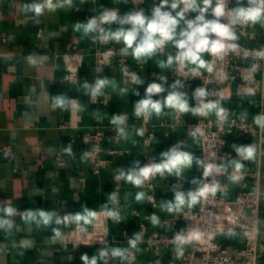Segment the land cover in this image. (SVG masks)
Wrapping results in <instances>:
<instances>
[{"label": "crops", "instance_id": "1", "mask_svg": "<svg viewBox=\"0 0 264 264\" xmlns=\"http://www.w3.org/2000/svg\"><path fill=\"white\" fill-rule=\"evenodd\" d=\"M34 2L39 0H0V221L6 220L11 225L0 227V264H83L80 257L85 253L90 258L95 256L96 264H129L126 251L131 249L128 241L137 230V220L132 212L143 214L148 208L144 195L140 200L136 198L144 191L120 178L117 169L127 170L134 161L141 165L145 154H151L159 161L162 152L178 141L183 142V150L192 153L193 159L191 166L181 174V187L173 188L165 183L164 177L158 178L155 185L157 212L162 216L166 214L169 202L174 200V191L195 190L198 184H193L192 180H200L197 171L199 136L188 133L176 121L177 114L186 121H195L196 110L190 108L187 113H177L163 107L159 114L152 113L149 119L155 137L151 145L145 147L135 133L137 125H132L134 104L143 98L151 81L150 72L155 73L156 82L162 83L166 89L154 99H163L170 85L179 83L182 85L180 90L187 94L189 105L191 91L202 87L203 78L161 80L176 62V49L171 43L162 52L140 61L130 54L123 55L131 72L126 80L122 79V70L115 61H111L102 73L93 70L96 32L86 35L82 28H76V23L86 22L87 17L98 16L103 9L114 6L118 7L120 14L133 11L129 0H71L70 5L65 4L55 11L46 10L39 16L28 10V5ZM158 3L159 0H145L142 9L150 16L152 7ZM232 5L236 6L235 0ZM188 16L193 18L195 13ZM108 27L105 25V29ZM116 27L112 25L113 29ZM253 31L254 39L240 38V43L250 48L264 46V21L255 23ZM73 36L79 39L76 51L83 60L78 70L79 80L70 84L62 79L65 73L63 55L67 53V43ZM109 44L121 54L122 43L109 40ZM169 55L173 57L171 64L168 63ZM203 58L208 60L207 53ZM246 63L251 64L252 59H247ZM205 69L197 70L204 74ZM255 78L260 82L259 87L249 93L238 92L234 83L232 95L225 105L234 118L253 120L260 117V135H240L237 132L228 135L225 149L231 157L221 163L224 168L235 167L238 162L243 171L258 173L263 169L264 160L258 153L264 148V110L252 103L264 105V58ZM96 79H107L108 83L97 94L99 101L91 103V90L85 84L94 83ZM137 91L139 96L135 94ZM61 94L68 102L64 108L55 103L56 95ZM113 114H126V121L132 128L119 142L110 138ZM96 129L104 131L108 138L102 143V156L109 162L98 174H93L80 157L79 150L85 145L71 141L79 132ZM6 143L13 147L11 158L2 155V146ZM234 145L250 146L252 155L238 156ZM73 152H79L76 158H71ZM58 154L61 155L60 161ZM165 176L173 179L174 174L165 173ZM222 181L228 190L218 193L225 199H232L241 189L240 182L231 175L224 176ZM110 194L114 202L109 200ZM84 207L93 210L95 216L99 211H119L122 214L121 222L108 219L107 242L73 246L66 241L64 233L67 230L98 224L95 216L87 221L73 219L74 214L82 212ZM180 207L196 209L198 201L194 204L186 201ZM8 208L13 210L10 215L6 212ZM28 210L54 211L53 220L59 219L60 222L45 225L38 214L36 219H31ZM97 218H100V212ZM257 218L262 225L264 200L259 205ZM156 229L164 230L160 226ZM261 237L264 239L263 231ZM219 239L232 252L244 246L233 236H219ZM102 251L106 254L101 255ZM135 252L134 264L152 263L151 250L144 241L137 242ZM259 263L264 264V254Z\"/></svg>", "mask_w": 264, "mask_h": 264}, {"label": "built area", "instance_id": "2", "mask_svg": "<svg viewBox=\"0 0 264 264\" xmlns=\"http://www.w3.org/2000/svg\"><path fill=\"white\" fill-rule=\"evenodd\" d=\"M144 2L145 0H129L132 10L141 9ZM228 7H235L232 5V0H229ZM108 9L119 10L115 6ZM91 17L93 16H89L87 19ZM221 22L226 23V18H221ZM253 27L254 24L251 23L235 25L236 40L228 42L236 45L235 50H229L221 57H210L207 54L208 61L213 64V71L208 72L205 69L203 74L202 71L197 70L199 73L197 77L203 78L202 88L207 92L204 102H219L220 106L226 110L227 118H219L214 111L207 115L197 111L201 106V100L193 97V91L198 87H195L190 93V108L196 110V120L189 122L177 114V123L184 126L188 133L199 136L200 158L197 163V171L201 186L204 184L218 185V190L215 194L198 199L196 209L179 207L169 211L168 206L166 214L162 216L157 212L158 202L154 192L157 179L164 177L165 183L177 189L181 187V175L178 178L174 175L173 179H169L165 174H155L140 186L144 191L148 210L143 214L139 211H133L132 214L137 220L135 235H139V241H144L151 250L153 256L151 264H260L259 258L264 254V239L261 237V231L264 233V223L261 225L257 218V212L261 201L264 200V164L262 171L258 173L243 171L236 167L224 168L221 166L223 161L231 157V154L225 149L228 135L236 132L240 135H260V117L253 120H247L245 117L234 118L225 105V101L232 95L234 83L238 92L249 93L259 87L260 82L255 78V72L260 67L261 59L264 58V46L250 48L239 41L240 38L254 39ZM101 36L102 33L96 31L93 70L96 73H102L111 61H115L122 70V79L126 80L131 72L127 68L125 56L118 54L109 41L105 42ZM78 43V37L73 36L67 43V53L63 55L65 73L62 79L70 84H75L79 80L78 70L83 60L82 55L76 51ZM249 58L252 59V63L248 65L246 61ZM192 67V65L180 66L175 62L169 74L163 76L161 80L168 82L170 79L192 78L193 75L190 71ZM148 77L151 80L150 83L156 82L154 72H150ZM89 101L97 103L98 95L89 93ZM252 105L264 110V105L261 102H253ZM132 125H137V130H142V134H138L137 130L135 133L140 138L142 145L149 147L155 137L150 119L138 118L134 115ZM125 128L127 133L132 129L127 121ZM111 131L110 138L119 142L123 136L117 132L114 125H111ZM105 139L108 138L104 131L96 129L95 131L79 132L71 141L85 145V148L79 150L80 157L93 174H98L109 162L102 156V143ZM247 147L251 150L250 146ZM78 154L73 152L71 158H76ZM258 154L264 160V148L260 149ZM2 155L6 158L12 157L13 147L10 143L2 146ZM57 159L60 161V154ZM151 162L159 161L155 160L151 154H145L141 166ZM209 165L212 166V172L208 177H204L205 168ZM226 175L236 177L235 180L239 181L241 185L240 191L232 199H225L218 193L228 190L227 184L222 181ZM99 212L100 218H97ZM99 212H96L95 216V219H98L96 221L98 226L92 224L90 227L69 229L64 233L66 241L73 246L107 242L109 240L108 219L114 217L109 215V211ZM117 213L119 218L114 219L121 222L122 214L119 211ZM152 214L157 217L156 222L153 221ZM150 224L152 225L150 226ZM158 226L163 227L164 230L156 229ZM150 227L152 228L150 229ZM181 230H185V233L194 230L199 234V239L185 244L183 250L185 248L188 250L183 251L182 255L177 258L173 237ZM219 236H233L240 239L244 246L232 252L220 241ZM129 246L131 250L126 251L127 260L129 264H134L136 261L135 247L130 244ZM168 251L171 253H167Z\"/></svg>", "mask_w": 264, "mask_h": 264}, {"label": "clouds", "instance_id": "3", "mask_svg": "<svg viewBox=\"0 0 264 264\" xmlns=\"http://www.w3.org/2000/svg\"><path fill=\"white\" fill-rule=\"evenodd\" d=\"M235 2L236 6L229 8V0H159V3L152 7L150 16L146 15L142 8L125 14H120L116 9H103L98 16H93L86 22H77L76 28H82L86 35L99 31L102 33L101 39L105 42L112 40L122 43L121 54H130L137 61L150 58L157 52H162L171 43L176 49L175 61L180 66H196L192 67L190 71L193 77H197L199 75L198 68H206L208 72L213 71V64L205 60L203 54L207 53L210 57H221L229 50H235L236 45L228 43L236 40L235 25L255 24L264 21V0H246V3L245 0H235ZM65 4L70 5L71 0H55V2L54 0H39V2L28 5V10L39 16L46 10L55 11ZM189 13H195V16L189 18ZM221 18H226L227 22H221ZM105 25L109 27L105 29ZM112 25H117V27L113 29ZM29 56L31 58V54ZM172 62L173 57L169 55L168 63L171 64ZM107 83V79H96L91 84L86 82L85 87L90 88L92 95H97ZM181 88L182 85L173 83L163 99H154V97L164 93L166 89L162 83H149L143 98L134 104L136 117L148 119L152 113L159 114L163 107L171 108L177 113L189 112L191 109L187 94L182 92ZM135 94L140 95L138 91ZM193 97L201 100V106L197 110L201 114L207 115L214 111L219 118H227L226 110L220 106L219 102H204L207 97L204 88H196L193 91ZM55 103L57 107L64 108L68 102L61 94L56 95ZM126 120V114L112 115L111 124L116 127L121 136L127 135ZM137 133L142 134V130L138 129ZM183 147V142L178 141L177 144L160 154L159 162H151L141 166L139 161H134L133 166L127 170L117 169L119 177L131 182L135 187H140L145 180L155 174H174L178 178L185 168L191 166L193 159V154L183 150ZM234 147L238 156L250 157L252 155L247 146L234 145ZM235 167L239 169L240 163L235 162ZM211 172L212 166L209 165L205 168L203 176L208 177ZM192 183L198 184L195 190L174 191V200L169 202V211H172L173 208L178 209L186 201L194 204L200 198L215 194L219 187L211 184L201 186V180L197 179H193ZM143 195V193H138L137 200L142 199ZM109 200L114 202V197L111 194ZM12 211L11 208L6 209L9 215ZM37 214L45 225L60 222L59 219L53 220V217L56 216L54 211L28 210V216L31 219H36ZM109 215L119 218L116 211H109ZM93 216H95V212L84 207L82 212L74 214L73 219L77 222L82 219L87 221V218ZM152 219L154 222L157 221L155 214H152ZM5 224L11 226L6 220L0 221V227ZM198 239L199 234L194 230L187 233L185 230L177 232L173 237L177 258L182 255L185 244ZM139 240L140 236L134 235L128 242L132 247H135ZM105 254V252H101V255ZM80 259L83 264H96L95 256L90 258L86 253L82 254Z\"/></svg>", "mask_w": 264, "mask_h": 264}, {"label": "bare ground", "instance_id": "4", "mask_svg": "<svg viewBox=\"0 0 264 264\" xmlns=\"http://www.w3.org/2000/svg\"><path fill=\"white\" fill-rule=\"evenodd\" d=\"M97 226H98V224H96ZM79 240H80V238H79Z\"/></svg>", "mask_w": 264, "mask_h": 264}, {"label": "snow or ice", "instance_id": "5", "mask_svg": "<svg viewBox=\"0 0 264 264\" xmlns=\"http://www.w3.org/2000/svg\"><path fill=\"white\" fill-rule=\"evenodd\" d=\"M251 154V153H250Z\"/></svg>", "mask_w": 264, "mask_h": 264}]
</instances>
